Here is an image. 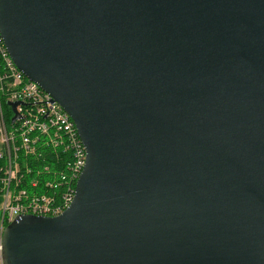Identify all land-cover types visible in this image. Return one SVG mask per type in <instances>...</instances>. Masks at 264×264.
I'll use <instances>...</instances> for the list:
<instances>
[{"label": "water", "instance_id": "water-1", "mask_svg": "<svg viewBox=\"0 0 264 264\" xmlns=\"http://www.w3.org/2000/svg\"><path fill=\"white\" fill-rule=\"evenodd\" d=\"M0 33L87 151L2 264H264V0H0Z\"/></svg>", "mask_w": 264, "mask_h": 264}, {"label": "built area", "instance_id": "built-area-1", "mask_svg": "<svg viewBox=\"0 0 264 264\" xmlns=\"http://www.w3.org/2000/svg\"><path fill=\"white\" fill-rule=\"evenodd\" d=\"M86 157L71 115L20 70L0 33L1 261L2 235L16 217L57 216L70 206Z\"/></svg>", "mask_w": 264, "mask_h": 264}, {"label": "trees", "instance_id": "trees-1", "mask_svg": "<svg viewBox=\"0 0 264 264\" xmlns=\"http://www.w3.org/2000/svg\"><path fill=\"white\" fill-rule=\"evenodd\" d=\"M48 159L51 160V159H54V157L53 158H48ZM41 166H43L42 162L34 161V164H33L34 168H39ZM0 187H1V183H0ZM2 203H3V193H1V189H0V219H1V216H2ZM0 264H2V263L0 262Z\"/></svg>", "mask_w": 264, "mask_h": 264}, {"label": "rangeland", "instance_id": "rangeland-1", "mask_svg": "<svg viewBox=\"0 0 264 264\" xmlns=\"http://www.w3.org/2000/svg\"><path fill=\"white\" fill-rule=\"evenodd\" d=\"M0 262L2 263L1 259H0Z\"/></svg>", "mask_w": 264, "mask_h": 264}]
</instances>
